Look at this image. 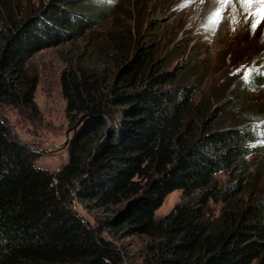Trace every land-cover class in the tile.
Segmentation results:
<instances>
[{"label":"trees","instance_id":"1","mask_svg":"<svg viewBox=\"0 0 264 264\" xmlns=\"http://www.w3.org/2000/svg\"><path fill=\"white\" fill-rule=\"evenodd\" d=\"M112 8V0H49L17 22L10 14L0 31V103L39 115V80L28 62L98 28ZM131 37L135 56L123 61L113 81L86 69L63 72L67 116L73 124L87 117L68 147L69 162L56 173L37 166V151L0 115V264H123L122 254L131 253L105 232L150 239L142 264L264 260V198L208 217L211 201L243 192L264 164L250 162L264 150V123H257L264 108L241 97L264 86V72L216 104L210 95L198 99L203 78L183 83L188 65L164 70L138 28ZM230 109L238 117L223 127L218 120ZM223 173L236 179L232 187L219 188ZM78 180V203L105 214L98 226L69 205ZM176 190L202 194L158 220L157 210Z\"/></svg>","mask_w":264,"mask_h":264},{"label":"rangeland","instance_id":"2","mask_svg":"<svg viewBox=\"0 0 264 264\" xmlns=\"http://www.w3.org/2000/svg\"><path fill=\"white\" fill-rule=\"evenodd\" d=\"M48 1L0 0V31L6 30L10 14L17 22ZM112 3L110 16L98 28L75 41L44 49L28 62L30 74L39 80L35 94L39 115L0 103V115L8 122L12 134L37 151L38 167L52 173L69 162V146L57 149L66 141L68 133L73 136L71 130L79 120L73 124L67 116L61 82L63 72L80 73L86 69L99 73L102 80L113 81L123 61L135 56L130 44L131 33L137 28L142 44L155 50V61H161L164 70L177 71L188 65L190 70L182 77L183 83L198 85L203 78L198 99L210 95L217 104L247 88L254 75L264 72V0H112ZM247 90L241 94L242 99L264 108V86ZM237 117L238 112L230 109L218 121L225 122L222 125L225 127ZM257 123L262 125L264 121ZM263 161L264 150L250 158L254 165ZM218 181L219 188H229L236 179L223 173ZM79 183L70 188L75 209L70 201L69 205L90 225L98 226L105 214L101 209L90 210L78 203ZM201 194L202 190L191 197H186L182 190L172 192L157 210L156 218H164L178 203L195 202ZM263 198L264 164L253 171L243 192L228 202L211 201L208 217L214 219L225 209L246 207ZM104 236L131 253V256L122 254L123 264H142L150 239L134 235L117 238L108 232ZM259 262L264 264V260Z\"/></svg>","mask_w":264,"mask_h":264},{"label":"water","instance_id":"3","mask_svg":"<svg viewBox=\"0 0 264 264\" xmlns=\"http://www.w3.org/2000/svg\"><path fill=\"white\" fill-rule=\"evenodd\" d=\"M87 117V115L86 114H84V115H82L80 118H79V120H78V122L73 126V128H72V130L71 131H73V136L72 137H70V135H69V133L67 134V138H66V141L57 149V150H61V149H64V148H66V147H68L69 145H70V143L72 142V140H73V138H74V136H75V134H76V132H77V130H78V128L80 127V125L82 124V122L84 121V119ZM21 141V140H20ZM22 142V141H21ZM23 144H25L26 146H30V144L29 143H25V142H22ZM45 151H48V152H50V150L49 149H45ZM80 180H78V182H79ZM74 203H75V200L73 199V197H71V199H70V205L75 209V205H74ZM76 212V211H75ZM76 214H77V216L83 221V222H85L86 224H88V225H90V223H89V221L88 220H86L81 214H79L78 212H76Z\"/></svg>","mask_w":264,"mask_h":264}]
</instances>
